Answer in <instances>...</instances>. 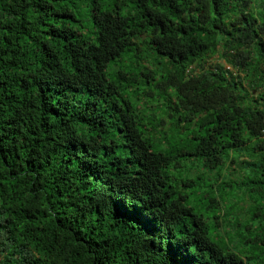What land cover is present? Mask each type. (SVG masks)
Returning <instances> with one entry per match:
<instances>
[{"label": "trees", "instance_id": "trees-1", "mask_svg": "<svg viewBox=\"0 0 264 264\" xmlns=\"http://www.w3.org/2000/svg\"><path fill=\"white\" fill-rule=\"evenodd\" d=\"M0 264H264V0H0Z\"/></svg>", "mask_w": 264, "mask_h": 264}, {"label": "rangeland", "instance_id": "rangeland-1", "mask_svg": "<svg viewBox=\"0 0 264 264\" xmlns=\"http://www.w3.org/2000/svg\"><path fill=\"white\" fill-rule=\"evenodd\" d=\"M210 63L208 64V66L214 64V63H219V64H223L227 69L229 70H232V68L228 65L225 64V61L221 58H219L218 56L217 57H214L213 59H211L209 61ZM245 88L248 89V86L247 84H244ZM257 93L255 92L254 95H256ZM233 170V171H232ZM234 171H238V168H234V167H231V173H235Z\"/></svg>", "mask_w": 264, "mask_h": 264}, {"label": "bare ground", "instance_id": "bare-ground-1", "mask_svg": "<svg viewBox=\"0 0 264 264\" xmlns=\"http://www.w3.org/2000/svg\"><path fill=\"white\" fill-rule=\"evenodd\" d=\"M227 70H229V69H227Z\"/></svg>", "mask_w": 264, "mask_h": 264}]
</instances>
